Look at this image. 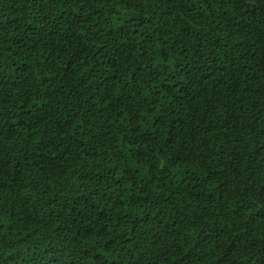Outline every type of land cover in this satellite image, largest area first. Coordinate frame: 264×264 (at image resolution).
Instances as JSON below:
<instances>
[{"label":"trees","instance_id":"16d2710c","mask_svg":"<svg viewBox=\"0 0 264 264\" xmlns=\"http://www.w3.org/2000/svg\"><path fill=\"white\" fill-rule=\"evenodd\" d=\"M0 264H264V0H0Z\"/></svg>","mask_w":264,"mask_h":264}]
</instances>
